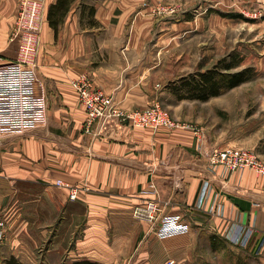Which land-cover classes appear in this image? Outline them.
Returning a JSON list of instances; mask_svg holds the SVG:
<instances>
[{
    "label": "crops",
    "instance_id": "0c3cea01",
    "mask_svg": "<svg viewBox=\"0 0 264 264\" xmlns=\"http://www.w3.org/2000/svg\"><path fill=\"white\" fill-rule=\"evenodd\" d=\"M18 1L0 0L1 63L16 57L11 31ZM56 1L41 0L37 76L46 121L0 137V261L191 263L202 242L211 248L212 238L264 260V174L206 159L212 146L237 145L264 161V143L258 137L220 142L207 134L201 140L190 127L126 122L86 131L71 78L89 73L116 104L141 109L157 98L159 70L139 42L147 33L127 30L140 0H73L55 31L47 15ZM71 187L76 199L69 198ZM150 198L163 213L154 225L133 215Z\"/></svg>",
    "mask_w": 264,
    "mask_h": 264
},
{
    "label": "rangeland",
    "instance_id": "374dc122",
    "mask_svg": "<svg viewBox=\"0 0 264 264\" xmlns=\"http://www.w3.org/2000/svg\"><path fill=\"white\" fill-rule=\"evenodd\" d=\"M137 10V19L127 30L147 33L139 42L147 51L146 61L159 70L155 80L161 85L155 100L171 117L198 127L210 140L237 143L258 137L264 143V0H140ZM233 57L239 64L232 70L249 67L252 78L205 101L179 99L172 92L183 77ZM178 264H264V260L254 252L226 245L215 250L202 242L193 262Z\"/></svg>",
    "mask_w": 264,
    "mask_h": 264
},
{
    "label": "built area",
    "instance_id": "2783aa9c",
    "mask_svg": "<svg viewBox=\"0 0 264 264\" xmlns=\"http://www.w3.org/2000/svg\"><path fill=\"white\" fill-rule=\"evenodd\" d=\"M43 18L41 0L18 1L17 15L11 31V38L18 41L16 57L6 63L0 62V137L32 130L46 121L47 103L39 91L37 76ZM70 84L85 108L83 127L86 131L91 132L95 125L103 128L115 122H126L132 126L151 128L190 127L201 140L206 137L205 132L198 127L173 119L167 109L156 100L141 109L122 108L115 103L110 93L96 85L89 73L84 72L71 78ZM206 159L211 166L222 165L228 170L249 167L264 174V161L247 148L212 146L206 152ZM56 183L67 186L62 180H57ZM76 197L77 189L71 187L69 198ZM133 215L152 225L163 218L161 206L154 198L136 205ZM0 225L3 223L0 222ZM2 234L3 231H0V236ZM174 263L173 259H166L162 264Z\"/></svg>",
    "mask_w": 264,
    "mask_h": 264
},
{
    "label": "trees",
    "instance_id": "16d2710c",
    "mask_svg": "<svg viewBox=\"0 0 264 264\" xmlns=\"http://www.w3.org/2000/svg\"><path fill=\"white\" fill-rule=\"evenodd\" d=\"M73 0H57L51 4L48 10V21L50 26L57 31L58 25L63 21V17L69 9ZM94 9L90 7L89 13L92 15ZM239 64L234 57L231 59H221L214 67L198 70L189 77H183L180 85L173 86L172 92L179 98H190L201 101L208 100L210 97L217 96L222 92L231 89L252 78L253 71L246 67L239 70H232ZM219 65L222 70L219 69ZM186 90V95H182V91ZM224 243L211 239L210 245L212 249L220 248ZM0 264H26L19 261L15 256H9L0 261ZM71 264H94L90 260H77Z\"/></svg>",
    "mask_w": 264,
    "mask_h": 264
}]
</instances>
